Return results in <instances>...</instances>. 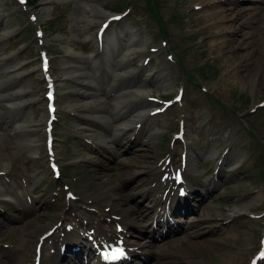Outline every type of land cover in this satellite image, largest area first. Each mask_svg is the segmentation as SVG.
Instances as JSON below:
<instances>
[{
	"label": "rangeland",
	"instance_id": "1",
	"mask_svg": "<svg viewBox=\"0 0 264 264\" xmlns=\"http://www.w3.org/2000/svg\"><path fill=\"white\" fill-rule=\"evenodd\" d=\"M77 1L29 0L30 6L23 7L18 0H0V87L6 89L0 94V112H8L10 118L14 110L13 100L16 99L15 103L26 101L27 107L19 111L27 115L25 118L31 117L27 133L28 139L34 140L30 148H22L14 156H8L12 150L9 142L12 138H6L8 134L1 132L6 135L0 141L6 146L7 174L0 177V186L10 193L11 188L18 190L15 182L28 180L30 186L32 183L29 196L33 207L28 209L17 190L11 194L13 202L0 199V264H16L13 255H18L10 248L12 245L19 248V255H25L28 264H33V245L26 246L12 225L29 230L57 224L61 230L53 235L55 237L62 234V229L69 223L60 220L63 216L76 218L82 212L97 215L111 205L108 199L102 202L94 200L100 180L93 177V171L98 169L90 162H79L84 140L91 141L96 137L98 126L82 132L77 124L83 122L89 110L108 114L112 107H117L103 89L106 83L116 84L119 80L112 76L111 71L103 70L101 77L96 79L100 83L102 77L105 78L100 95L83 103L77 100L76 84L71 81L59 84L65 68L69 67L71 73L75 72L82 78L83 67L91 68L93 61L104 57L96 34L103 16L95 22L75 19L73 12ZM149 2L93 0V4L103 8L108 15H124L120 21L112 22L106 33L112 43H127L128 40L119 33L121 29L134 30L137 37L146 43L144 49L133 54V60L124 62L116 58L107 60V63L121 71L120 75L126 76L124 81L131 80L142 87L146 100L163 106L161 114L143 121L141 128L127 132L125 137L109 140L118 147V152L96 154L106 168L105 172H99L103 177L110 174L113 180L123 177L122 195L144 194L146 188L151 189L153 181L161 174L160 169L165 168L170 159L177 158L178 153H187L190 165L186 173L191 175L192 184L196 183L194 180L215 182L209 198H205L201 207H196L198 220L202 221L201 212L211 219L203 223V228L219 231L216 227L219 223L222 225L223 215L232 211H237L238 215L216 234L210 233L199 240L183 234L178 240L198 244L193 253L208 264H247L258 250L264 233V61H255V51L259 54L258 49L264 48V39L255 41L258 37L255 35L264 32V0H154L159 7L157 12L153 9L154 3L150 2L153 7L148 8ZM43 7L49 14L35 24L31 14H41ZM220 11L227 14L226 20L209 21ZM154 12L161 15L167 36L159 32L160 23L153 16ZM91 13L86 10L87 15ZM221 22L225 26L231 23L240 28L243 36H236V40L251 42L249 48H245L246 45L241 47V57L237 60L248 68H255L249 84L236 83L231 77L237 62L228 63L220 55L225 40L233 36V29L220 32ZM39 25L44 31L41 38L37 34ZM5 29L11 34L1 39ZM66 47L74 51L72 56L79 63L70 61V65L65 64L68 58ZM43 50L51 55L49 73L57 79L59 88L60 110L54 124L55 149L63 175L59 181H55L48 171L49 156L44 144L47 115L43 97L46 83L39 59ZM126 63V70L136 74L132 79L121 69ZM5 64H8L6 69L2 68ZM22 85L26 86L23 90L20 89ZM179 88L184 89L181 102L176 101ZM90 102L92 105L87 107ZM183 123L185 137L177 139L176 134ZM211 147L217 151L214 156L206 153ZM218 157L225 160V165H218ZM238 157L244 160L242 167L229 169L230 161ZM171 164L174 165L172 161ZM144 169L148 173L141 172ZM66 185L78 197L77 200L66 197ZM197 189L201 192L202 188ZM88 199L91 200L86 201ZM138 200L146 206L150 203L139 198L127 202L136 206ZM19 204L25 205L27 210H20ZM71 206L75 207V213ZM94 214L91 215L96 217ZM147 221L145 218L142 223ZM195 232L191 235L195 236ZM221 250L229 251L232 259L225 262L219 256Z\"/></svg>",
	"mask_w": 264,
	"mask_h": 264
},
{
	"label": "bare ground",
	"instance_id": "2",
	"mask_svg": "<svg viewBox=\"0 0 264 264\" xmlns=\"http://www.w3.org/2000/svg\"><path fill=\"white\" fill-rule=\"evenodd\" d=\"M61 1H66V0H61ZM102 9H100L97 4H93V0H78L77 5H76V10L73 12V15H75V19L85 18L90 22H95V20H97L99 17L102 18V16L105 18V20H109L111 16L103 12ZM86 10H90L92 13L90 15H87ZM238 11L239 10H237V12ZM40 13L41 14L36 16L38 19L37 20L38 22L46 18L49 14L46 7L41 8ZM227 18H228L227 14L223 11H220L219 13L210 17L209 21H212V20L224 21ZM1 22L2 20L0 19V23ZM262 23L264 24V17L262 18ZM220 24H221V26L219 27L220 32H229L230 30L233 29V34H232L233 36H230V38L226 39L223 45L221 46L220 55L221 57L226 59L228 63H231V64L236 63L237 60L241 57V53H240L241 47L246 45L245 48L247 47L249 48L251 46V42L250 41L240 42L238 38L236 40L235 38L236 36H243L238 26L234 27L235 25L231 23L225 26L223 22H221ZM9 34L11 33H9V31L5 29L3 33L1 34V39L8 37ZM122 34L128 39V43L124 44L123 48H120L119 45L115 43L114 45L112 44L111 46H109V39L106 36L107 39H106V44L104 46V51H103L104 57L101 58L99 61H93L94 65L91 68L83 67L82 73H81V76H83L82 78L76 76L75 72L71 73L69 71V67L65 68L63 71V74L61 75L62 76V79L60 81L61 83L59 84L61 85L62 82L65 83L68 81H71L73 84H76V86L74 85V90L79 98L77 100L83 103V102L89 101L90 98L98 97L101 91V86L104 85V80H105V78L102 79L100 83H98V88H94V86H96L95 83L97 84L96 79L98 77H101L99 75L100 71L107 69L111 71V74L114 77H117L120 80L115 85L106 83L104 85L105 89L103 90L105 91L104 93L108 92L111 94L110 96L111 101H113L117 105V107L116 108L112 107L111 112L108 114L102 111L96 112V111L89 110L87 117L83 119V122H80L81 124H77V126L82 127L81 128L82 132H88L89 128L95 125L98 126V131L97 133H95L96 142L92 141L91 143L90 142L85 143V148L83 145L82 151L79 152L81 153V157L83 159V160L81 159L80 162H93L94 163L92 164L93 167L97 168L98 170L97 172L96 170L93 171V177L100 180V183L98 185L99 192L98 194H96L95 198L98 201H102L103 199H108L109 201H111V205H110L111 208H110L109 213L103 212L101 213V215H99V217L97 216L95 218L91 214L82 213L80 217L81 220L80 219L78 220L79 226H76V227H78L79 233L84 232V234H87L90 232L92 227L88 228L89 224H86V223L88 222L93 223L95 221H106L109 219L111 222H114L116 224H121L123 226V230L125 233H128V234L133 233V235L140 240L144 235H148V232H147L148 230H146L145 228H143V226H141V224H139L140 215L138 214V211L135 209V207H132L127 202L129 201V199L137 198L138 193H132L131 195H122L120 191H121V184L123 182L121 180H123V177H119V179H115V180L112 179V176H110V174L103 177L99 171L102 170L103 172H105L106 168L103 166V163L101 162V160H99L98 158L96 159V156L92 155V154H96L95 153L96 151L99 152L102 150L103 151L105 150L106 152L110 151V152H113L114 154H117L118 147H116L115 144L109 140L117 136L125 137L127 132L138 129L139 127V126L137 127L138 121L142 122V121L152 118L153 116L159 114L156 112V110L161 108L157 103L144 100L145 93L143 91V88L139 86H135L132 81H127V82L124 81L123 80L124 77L120 75L121 71H116V69H113L111 65L107 63V60H112L113 56L116 55L119 49H121V52L119 51L116 57H120V59L126 60L132 52L137 51V50L139 51L146 47L145 41L141 38L139 39L138 37H136V33L133 30H127V31L123 30ZM255 36H258L255 39V41H261L262 39H264V32L263 34L259 33V34H256ZM111 47H114V48H111ZM258 50H259V54L257 51H255V54L257 56L255 58V61H258L259 63H261L262 61H264V48L262 47V49H258ZM66 51L68 53L67 61H65L66 65H70V61L74 63L80 62L78 59L72 56L75 54L72 49H70L69 47H66ZM6 66H8V64H5L2 67L6 68ZM121 69L125 70L124 72L126 75H130V76L132 75L130 74L129 71L126 70L127 64H123L121 66ZM254 70H255L254 67L253 69H251V68H248L242 62H237L232 72L233 77L231 78L236 83L249 84L252 81V74ZM95 75L97 77L94 78ZM51 80L54 83L56 82L53 79ZM24 87L26 86L22 85L20 86V89L23 90ZM5 91L6 89L1 86L0 94ZM97 93L98 95H96ZM15 100H13V103H12L14 110L11 111L10 117L14 115L16 116L19 115L21 113V111L19 110L25 108L27 105L26 101L24 100H21L19 103H15ZM90 105H92L91 102L89 104H86L87 107H89ZM124 107L126 109H124ZM8 114L9 113L4 114L0 112V120L8 119V116H9ZM30 118H31L30 116H28V119L19 118V119L14 120L12 124L7 123L5 124L6 127L5 126L3 127V131L5 130L9 131L7 129H10V132L15 131V133H16V130L19 131L15 134L14 137H10V135L6 137L8 139L12 138L9 141L12 146V150L8 156H14L18 152V150L20 151L22 148H30L31 143L32 144L34 143V140L28 139L29 137L27 133L28 128H29L28 124L32 122L29 120ZM104 123H105V126H104ZM109 128H111L110 131L106 130ZM112 129L115 132L114 135L112 134L114 132H111ZM3 136L4 135L1 134L0 138ZM5 153H6V146L0 141V172L2 174L6 173L7 171L6 164H5V160H6L5 156H7V154L5 155ZM208 154L215 155V148H211ZM175 161L177 162V159H175ZM241 163H242V158L239 157L236 160H234L230 166L232 167V169L235 170L238 167H240ZM141 172L148 173V171H145V169L144 171H141ZM165 173L161 175V178L168 179ZM125 174L123 176H126ZM1 176L2 175H0V177ZM160 184H161L160 188L163 190L162 192L165 193V191H167L169 188V182H164V184L161 182ZM199 185H202L204 189L208 188V190H211L214 185V182L213 180H211V181H206L204 184L203 182H201L199 183ZM173 191L174 190H170V194ZM152 193H153V190H150V191H147L144 196L141 193H139V195L143 196V198H147L148 196H151ZM6 195H7V191L3 190L2 187L0 186V198L1 197H3V199L8 198ZM72 211H74V208ZM139 213L142 214L141 211ZM135 215H137V218L133 219ZM236 215H238L237 211H232L231 213H227L223 215L222 220H221L223 222L222 225L219 224L216 228H219V231H223L224 230L223 226H228L230 221H232L234 217H236ZM63 219L69 220V222L71 221L76 222L77 218L71 219L69 216H64L60 220H63ZM54 226L55 224L48 226V228H46V226H42V227L39 226L36 228L34 227V229H29L26 231L25 229H23V232H21L22 229H19L21 232L19 236H22V241L25 245L32 244L33 246H35L34 248L36 250V246L38 245L40 247H46L49 237L44 240H42V237L44 236V233L53 229ZM96 227H97V230L99 231V233H97V235L95 236L97 244H100L101 242H117L120 239V237L123 235V233L122 235H120L112 231H107L108 228L103 227L102 224H98ZM134 231H136L137 233H135ZM219 231H217V229H213L205 233L206 234L211 233L213 235V234L218 233ZM60 239L61 237L57 238V240L54 242L53 248H56V250H58L56 246L59 243ZM152 241H153L152 239L151 241H148L146 243H140L139 241V243L137 244L127 246L128 254H130V256L134 260L138 261L137 264H147L148 262L146 259L148 257L147 252H150V251H151L150 252L151 255L154 257L153 259L155 260L154 264H208L206 260L194 255L193 251L194 249L198 248V244H194L193 242H190V241L189 242H185V241H175L174 242L173 241L171 243H167L163 245L162 247L156 248V250H154L152 249L154 247V244ZM215 244L220 245L218 243H215ZM134 245L135 246L137 245L138 248H134ZM35 250H34V253H35ZM38 250H41V254H42L44 248L38 249ZM198 250L199 249H197V251ZM219 256L222 257L225 262L232 259L233 257L229 251H226V252L222 251L219 254ZM46 260H42L41 264H46V263L61 264L62 261L64 262V260H62L58 256V254L55 256H52L49 259V261L46 262ZM260 262L261 260L258 262V264H261ZM235 264H241V262L240 263L237 262Z\"/></svg>",
	"mask_w": 264,
	"mask_h": 264
},
{
	"label": "snow or ice",
	"instance_id": "3",
	"mask_svg": "<svg viewBox=\"0 0 264 264\" xmlns=\"http://www.w3.org/2000/svg\"><path fill=\"white\" fill-rule=\"evenodd\" d=\"M24 0H21V3H23ZM106 26V25H105ZM51 98V97H50ZM124 255V252H123V249L117 247V248H113L111 250V252L109 253H106L105 255V259H108V260H117L119 259L120 257H122Z\"/></svg>",
	"mask_w": 264,
	"mask_h": 264
}]
</instances>
